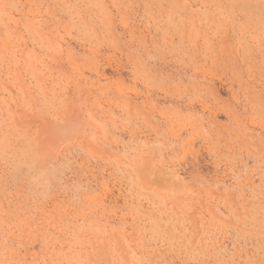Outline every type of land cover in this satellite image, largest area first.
<instances>
[{
	"label": "rangeland",
	"instance_id": "374dc122",
	"mask_svg": "<svg viewBox=\"0 0 264 264\" xmlns=\"http://www.w3.org/2000/svg\"><path fill=\"white\" fill-rule=\"evenodd\" d=\"M0 264H264V0H0Z\"/></svg>",
	"mask_w": 264,
	"mask_h": 264
},
{
	"label": "bare ground",
	"instance_id": "6f19581e",
	"mask_svg": "<svg viewBox=\"0 0 264 264\" xmlns=\"http://www.w3.org/2000/svg\"><path fill=\"white\" fill-rule=\"evenodd\" d=\"M19 84H20V83H19ZM19 84H18V85H19ZM20 85H21V84H20ZM24 88H25V87H24ZM60 127H61V126H60ZM58 128H59V127H58ZM47 133H49V132H46V134H47ZM60 133H61V132H60ZM60 135H61V134H60ZM46 136H47V138H50V137H48L49 135H46ZM64 136H65V135H64ZM59 137H60V136H59ZM44 138H45V137H44ZM43 143H44V142H43ZM93 143H94V142H93ZM43 148H44V147H43ZM44 149H45V148H44ZM48 149H49V148H48Z\"/></svg>",
	"mask_w": 264,
	"mask_h": 264
}]
</instances>
